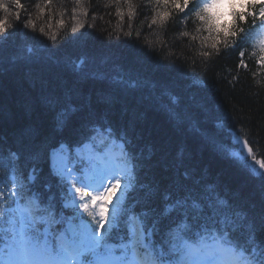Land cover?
I'll return each mask as SVG.
<instances>
[{
    "label": "trees",
    "instance_id": "16d2710c",
    "mask_svg": "<svg viewBox=\"0 0 264 264\" xmlns=\"http://www.w3.org/2000/svg\"><path fill=\"white\" fill-rule=\"evenodd\" d=\"M196 2L190 0L181 11L157 0H51L47 5L45 0H21L19 21L8 3L16 31L9 29L11 35L0 38V189L5 183L7 191L23 185L43 203L51 202L56 216L69 214L50 174L49 152L63 143L73 148L98 139L96 128L109 129L111 137L124 143L134 166L136 179L122 205L129 213L145 210V186L158 189L151 207L162 208L173 181L193 186L184 178L187 172L200 182L196 187L214 189L230 205L229 221L243 226L236 239L244 243L252 230L257 240L264 239V179L234 155L238 141H247L256 159L264 161V52L256 37L264 23V0L255 6L251 0L233 4L230 20L220 27L236 31L235 37L223 30L219 36L209 32L191 13ZM121 8L132 13L129 31L140 33L148 25L153 34L145 40L124 39L116 28ZM73 9L87 12L80 19L89 25L82 39L72 31ZM165 12L169 15L162 18ZM233 12L245 13L244 19ZM4 15L0 10V18ZM28 19L35 29L24 26ZM157 36H163L161 41ZM107 77L114 79L105 81ZM48 97L59 103L47 104ZM169 98L177 102L183 121L170 117ZM66 107L70 110L60 127L57 119ZM225 138L234 144L230 150H222ZM5 199L12 204L4 196L0 203ZM171 225V220L161 224L156 243Z\"/></svg>",
    "mask_w": 264,
    "mask_h": 264
},
{
    "label": "snow or ice",
    "instance_id": "6c2138e0",
    "mask_svg": "<svg viewBox=\"0 0 264 264\" xmlns=\"http://www.w3.org/2000/svg\"><path fill=\"white\" fill-rule=\"evenodd\" d=\"M80 2L76 0L77 4ZM232 2L234 0H198L193 3L191 13L207 25L209 32L215 30L219 36L223 30L226 35L235 37L236 31L221 29L219 14L215 11L220 5ZM240 2L244 4L248 0ZM251 2L255 6L257 0ZM49 3L51 0H45V5ZM157 3L165 6L171 4L183 11L188 8L190 0H157ZM11 4L15 8V20L19 21L23 10L21 0H11ZM132 7L129 3V9ZM0 10L5 13L0 18V38L6 40L11 35L9 29L16 31L9 20L13 12L5 0H0ZM83 14L87 15V12ZM118 14L122 20V13L118 11ZM129 15L131 18L132 13ZM163 15L168 16L169 13ZM232 15L241 20L245 17L243 12H233ZM260 15L264 17V7ZM73 19H76L75 15ZM59 23L63 26V19ZM24 26L35 29L36 24L28 19ZM82 27L83 23L78 22L72 31ZM240 31L243 32V29ZM126 35L131 36V32ZM245 42L246 38L233 47ZM257 43L259 50L264 52V38ZM225 46H228L227 41ZM45 102L54 106L59 100L48 97ZM176 103L169 98V115L181 122L185 117L175 107ZM69 110L66 107L59 114L58 126L63 127ZM65 148L61 145L52 154L53 174L59 177L60 186L66 189L62 206L71 207L76 215L57 218L51 202L43 203L39 194L25 189L23 185L7 191L8 185L5 183V188L0 189V196L11 198L12 204H8L6 199L0 203V241L4 244V248L0 249V264H264V239L257 240L255 230L251 231L244 243L236 239L235 234L243 226L235 220L229 221L227 213L230 205L216 195L214 189L196 187L200 182L193 180L189 173H184V178L192 180L193 186L180 180L173 181L171 190L163 195L162 208L157 210L151 207L159 194L158 189L145 186L147 192L143 212L129 213L122 206L118 216L109 218V204L121 188L123 170L90 162L89 169L82 175H74L76 170L63 163ZM57 154L60 155L59 162ZM234 155L264 179V172L256 167L258 165L259 169H264V161L256 159L247 141H238V150ZM248 157L252 158L251 162ZM135 179V175L131 174L130 186ZM29 180L34 182L35 176L31 175ZM52 199L54 197H50L49 201ZM81 212L86 213L93 223L84 221ZM74 220L80 223L74 225ZM168 220L172 221V225L168 227L165 239L156 243L155 233ZM65 223L68 225L66 229L56 230V225ZM122 224L127 238L120 233Z\"/></svg>",
    "mask_w": 264,
    "mask_h": 264
},
{
    "label": "rangeland",
    "instance_id": "374dc122",
    "mask_svg": "<svg viewBox=\"0 0 264 264\" xmlns=\"http://www.w3.org/2000/svg\"><path fill=\"white\" fill-rule=\"evenodd\" d=\"M6 3H11V0H5ZM76 1V0H74ZM84 3L85 0H81L80 3ZM237 1V0H234ZM228 4L229 3H224L223 5H220L215 11L219 14V19H223L225 18L226 20L228 19ZM83 8V7H81ZM109 8V7H108ZM80 10V9H79ZM123 10V8H121V10L119 12H121ZM127 12H121L123 14H125V17H123V19L121 20V16L116 13V19H117V24H116V28L119 30L118 33L121 34V36L123 35L125 38L127 39V37H129V35H126V33L131 32V37H136V38H142L145 40L146 36H151L154 32L155 29L150 28L148 25V28L146 25H143V28L141 30L140 33L135 32V29H132V31H129L130 29V25L132 26L133 24H131L130 20L127 18L129 17V13L130 10L128 9H124ZM81 12V13H80ZM80 12L78 10H75V17L76 19H73V15H71L72 17V28L73 26H75L78 22L83 23V27L82 28H77V30L75 31L74 35L78 38L81 37L84 38L85 36V32L89 30V25L85 26V20H80L81 16H85L83 15V10H80ZM78 15V16H76ZM114 15V16H115ZM97 17V21H101L100 20V16H96ZM162 18H165L167 16L162 15ZM127 18V19H126ZM95 22H91L90 26L93 27L92 25H94ZM140 24V23H139ZM138 24V25H139ZM97 25V24H96ZM139 27V26H138ZM129 28V29H128ZM148 29V31H147ZM262 38H264V29L262 31ZM158 41V40H157ZM98 133H100V131L98 130ZM105 135V134H104ZM102 136V138L97 142L96 145H94V143H86L85 145L81 146V147H77L75 150H70L69 148H65V154L63 156V163L66 164L69 168H74L76 171L74 172V175H82L86 170L89 169L90 166V162H94L100 166L103 165H108V166H116L119 169H122L123 171L121 172L122 177H124L125 179L121 181V188L118 189L116 191V194L112 197L111 203L109 204V218H111L112 216H114L115 212L117 211L119 204L123 201V199L125 198L126 193L129 191V189L132 187V182H131V186L130 183L126 182L127 176H125V168L123 166L122 163H120L119 158L117 156H120V150L122 149V146L119 145L118 143L114 142L109 136ZM103 140H110L113 142H110L106 147H102V141ZM60 148V147H59ZM54 152V151H53ZM53 152L49 153V163H50V167L53 170ZM57 162H59L60 160V155L57 154ZM59 178V177H58ZM71 208V207H69ZM81 215L87 216L86 213H80ZM80 221H73V224H79ZM93 222H89V224H92ZM68 227V225H67Z\"/></svg>",
    "mask_w": 264,
    "mask_h": 264
},
{
    "label": "bare ground",
    "instance_id": "6f19581e",
    "mask_svg": "<svg viewBox=\"0 0 264 264\" xmlns=\"http://www.w3.org/2000/svg\"><path fill=\"white\" fill-rule=\"evenodd\" d=\"M161 37H163V36H161ZM161 37H159L158 38V36L156 37V41L158 40V41H161ZM90 55V57H93L94 58V55L93 54H89ZM94 63H96V59L94 58ZM98 63V62H97ZM100 64H103L102 62H99ZM102 76L103 75H101V73H99V77H101L102 78ZM114 78L113 77H107L106 79H105V81H112Z\"/></svg>",
    "mask_w": 264,
    "mask_h": 264
}]
</instances>
